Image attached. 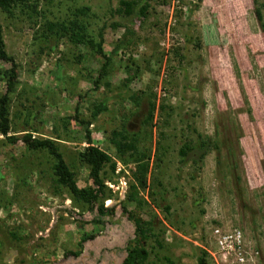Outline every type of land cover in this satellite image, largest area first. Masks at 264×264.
Segmentation results:
<instances>
[{
    "label": "rangeland",
    "instance_id": "rangeland-1",
    "mask_svg": "<svg viewBox=\"0 0 264 264\" xmlns=\"http://www.w3.org/2000/svg\"><path fill=\"white\" fill-rule=\"evenodd\" d=\"M162 1H151L149 18L135 28L141 41L113 57L107 76L110 88L98 91H92L91 84L68 64L71 50L65 40L59 43L64 58L58 52L38 54L40 42H34L29 20L20 17L10 22L0 13L6 50L21 70V84L11 106L17 113L13 123L25 118L18 113L22 104L31 105L26 98L34 100V115L43 122L32 119L40 132L33 135L56 138L61 127L58 123L55 133L54 121L58 116L73 114L79 94L82 115L88 113V102L106 100L108 109L90 126L91 136L116 160L112 179L105 181L113 196L104 202L108 207L114 205L115 213L95 225L90 222L94 213L82 214L68 196H55L46 189L50 171L45 155L31 153L21 141L0 144V170L4 174L0 179V204L14 193L17 197L7 210L0 207V264L122 262L135 235L133 222L120 206L129 190L134 163L130 158L120 160L106 140L111 130L121 125L138 132L143 138L141 145H150L151 149L147 177L158 204H151L147 210L154 217L163 247L155 249L159 257L155 251L150 253L149 264H197L200 249L208 253L206 264H217L209 252L215 249L211 235L215 226L240 229L246 250L259 251L257 264H264V0ZM74 4L91 7L83 17L89 33L96 35L106 26L104 50L109 53L124 31L122 26L112 28L111 24L130 23L113 12L118 0H40L39 9L52 19L64 18ZM256 9H260L261 19ZM176 47L177 54L183 55L181 60ZM129 55L139 65V73L125 85ZM59 59L64 63V75H77L73 80L57 79ZM87 59V67H99L100 58ZM10 65L0 61L1 68ZM2 88L0 82V91ZM133 91L144 93L137 108L128 98ZM152 92L156 108L149 136L145 135L148 129L142 126V119ZM162 103L166 105L164 111L159 109ZM72 129L77 140H61L60 149L83 187L92 181L87 169L77 163L75 153L86 142L78 126ZM188 138L193 148L202 138L217 147L209 145L203 157L193 156L195 160L191 154L181 156L179 148ZM2 151L13 157L9 165ZM30 167L34 174L27 185L16 174L26 175ZM147 193L143 190L141 196L148 200ZM126 204L128 209L134 206ZM164 205H170V213ZM141 215L149 217L146 211ZM13 227H23L20 232L26 238L16 242L7 232L2 236ZM83 233L93 236L80 242ZM152 244L150 240L148 247ZM67 250L79 254H65Z\"/></svg>",
    "mask_w": 264,
    "mask_h": 264
},
{
    "label": "trees",
    "instance_id": "trees-1",
    "mask_svg": "<svg viewBox=\"0 0 264 264\" xmlns=\"http://www.w3.org/2000/svg\"><path fill=\"white\" fill-rule=\"evenodd\" d=\"M151 1L118 0V6L115 7L113 12L123 18L129 19L130 23L123 25L121 21H116L111 24L112 28L122 26L124 31L113 44L109 53L104 50L106 26L103 25L100 27L96 35H92L87 30V23L83 17H86L91 11V7L88 5H71L68 8L69 14L67 16L64 18H55L56 16H54L52 19L46 16L43 9H39L40 0H0V13L3 14L4 19L10 22H13L15 19H20V17L29 20L31 28L33 29L32 35L34 42H40L36 48L38 54L44 51L48 54L58 52L64 58L63 51L59 49V43L61 40H65L71 50V57L66 59L69 61L68 64L71 68L73 67V70L78 76L83 77L91 84L92 87L90 89L92 91H98L102 87L110 88V82L107 80V76L110 74L112 68L113 57L121 49H127L131 45L138 44L137 41H141V37L135 31V28L141 27L149 18ZM44 2L51 3L52 0H44ZM162 2L165 1L163 0ZM256 14L261 19L260 9H256ZM3 29L4 26L0 19V61L11 64L6 69L0 67V82L3 85L2 91H0V135L3 138L0 139V144H17L21 141L24 147L31 153L40 152L42 155H45L48 158V170L50 171L48 173L49 181L47 182L46 189L55 196H63L65 194L71 199L72 204L79 209L80 213H94L90 221L92 224H102L105 216H112L115 213V206H105L104 202L113 196L111 189L106 185L105 181L106 179H112L116 169V160L106 150L94 143L90 126L96 122L98 115L108 109L106 100L88 102L86 106L88 113L82 115L80 111L82 95L79 94L73 114L62 117L58 116V121H54L55 133L58 123H60L61 127V131L56 133V138L33 135V133L40 132L38 131V125L36 126L32 119L35 118L39 122H43L42 118L38 119V116L34 115L33 108L36 107L34 100L26 98V100L30 101L31 105L22 104V111L18 114H24L23 118H25L23 121H18V123L14 124L13 117L14 115L17 116V113L12 112L11 106L14 101V94L21 84L19 81L21 70L19 63L6 50ZM178 50L179 47H176V54L179 53ZM177 56L180 60L183 59V55L177 54ZM89 57L98 60L100 58V65L97 69H91L85 65ZM128 62L130 63L125 65V71L127 72V77L124 80L125 85L139 73V65L131 55L128 57ZM63 69H65L64 63H62L61 59L57 60V71L55 72L57 79L63 80L64 82L65 80H73L77 76L64 75ZM142 94H144L143 91H133L128 96L135 108L139 106ZM154 97L153 92L148 94V110L142 119V126L148 129L145 135L149 136L151 134L156 108ZM42 105L45 106L44 103ZM30 108L32 109L28 111ZM169 108L171 109V107ZM159 109L160 111H164L166 105L163 103L160 104ZM171 116L172 112L167 113V118ZM74 125L78 126V129L80 128L84 132L86 142V145L75 153L76 160L79 166L87 169L88 178L92 181L91 184L83 187L78 185L76 171L68 164L64 152L60 149L61 140H77L74 135L72 136V127ZM106 140L120 160L125 162L130 158L134 163V168L130 171L131 180L129 181V190L125 196V201L121 202L120 206L122 212L127 214L128 219L133 222L135 235L130 245L127 246V254L120 264H149L150 253L155 251L156 256L159 257V252L155 249L156 247H163V240L160 238V233L155 230L154 217L147 210L151 204H158L156 200L157 193L151 190L152 185L147 177L151 169L150 163L152 159L150 145H141L143 138L140 134L135 131H129L124 125H121L120 128L112 129L110 134L107 135ZM192 144L193 142L190 138L185 139L179 148V154L181 156L192 155V159L195 160L196 158L193 156L199 155L203 157L207 149L210 148L208 147L209 145L217 147L215 143L211 144L209 140L203 138L200 139L198 146L193 148ZM2 152L7 157L8 154L5 151ZM6 159L9 165L13 157L8 156ZM33 170L34 168L30 167L29 173L23 176L16 174V177H19L21 181L30 185L28 180L30 175L34 174ZM3 175L0 170V179L3 178ZM143 190H147L148 200L141 196ZM15 194L4 199L5 201H1L0 207L7 210L10 205L16 202L17 197ZM127 202L128 204L132 203L134 205L132 209L127 208ZM163 208L167 213H170V205H164ZM142 211H146L149 215L147 219L141 215ZM21 229L24 228L13 227L12 229H6L2 236L6 235L5 232H7L12 240L16 242L22 241L26 237L20 232ZM92 236L83 233L80 242L86 241ZM150 240H153V244L149 248L148 243ZM1 246L2 241L0 240ZM200 250L201 254L197 257L196 262L197 264H206V255L208 253L205 249ZM65 254L77 256L79 251L67 250ZM163 258L171 261L167 255H164Z\"/></svg>",
    "mask_w": 264,
    "mask_h": 264
},
{
    "label": "built area",
    "instance_id": "built-area-1",
    "mask_svg": "<svg viewBox=\"0 0 264 264\" xmlns=\"http://www.w3.org/2000/svg\"><path fill=\"white\" fill-rule=\"evenodd\" d=\"M212 229L215 249L209 252L217 264H257L260 253L257 250H246V239L240 229L221 226Z\"/></svg>",
    "mask_w": 264,
    "mask_h": 264
}]
</instances>
